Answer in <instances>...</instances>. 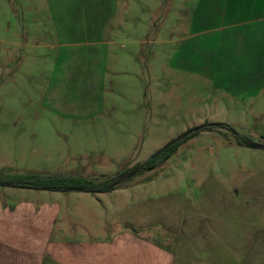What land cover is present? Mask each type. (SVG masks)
I'll return each instance as SVG.
<instances>
[{"label": "rangeland", "instance_id": "rangeland-1", "mask_svg": "<svg viewBox=\"0 0 264 264\" xmlns=\"http://www.w3.org/2000/svg\"><path fill=\"white\" fill-rule=\"evenodd\" d=\"M174 27L176 0H0V170L102 181L205 123L264 145V92L214 100L174 72ZM250 144L201 132L111 193L60 194V223L108 235L176 208L181 236L221 219L243 233L226 262L191 264H264V150Z\"/></svg>", "mask_w": 264, "mask_h": 264}, {"label": "crops", "instance_id": "crops-1", "mask_svg": "<svg viewBox=\"0 0 264 264\" xmlns=\"http://www.w3.org/2000/svg\"><path fill=\"white\" fill-rule=\"evenodd\" d=\"M173 30L179 37L172 41L170 67L208 82L214 100L245 103L264 92V0H176ZM0 174L25 175L11 169ZM60 194L68 193L0 187V264H191L202 253L226 262L229 242L243 235L239 223L233 235L221 219L200 232L190 226L181 236L176 208L162 220L140 219L133 229L97 235L82 227L75 235L60 223Z\"/></svg>", "mask_w": 264, "mask_h": 264}, {"label": "trees", "instance_id": "trees-1", "mask_svg": "<svg viewBox=\"0 0 264 264\" xmlns=\"http://www.w3.org/2000/svg\"><path fill=\"white\" fill-rule=\"evenodd\" d=\"M228 130L233 133L244 144H250L251 140L241 138L235 132V129L226 123H205L199 127L190 129V134L183 137L180 141L170 146L161 155L156 158H150L144 163L137 164L132 169L124 170L115 176L108 177L102 181H94L81 176H41L38 174L25 175H8L0 174V187H9L16 189H29L36 191H45L53 193H88V194H107L111 193L124 184L132 180L134 177L142 175L146 171L153 170L157 165L166 162L178 149L180 145L186 141L196 137L201 132L212 130ZM187 131V132H189ZM186 133V132H185Z\"/></svg>", "mask_w": 264, "mask_h": 264}, {"label": "water", "instance_id": "water-1", "mask_svg": "<svg viewBox=\"0 0 264 264\" xmlns=\"http://www.w3.org/2000/svg\"><path fill=\"white\" fill-rule=\"evenodd\" d=\"M189 134H190V131L184 133L183 137H187ZM181 139H182V137H178V138L174 139L173 141L168 143L165 147H163L161 150L156 152L152 158H156L157 156L161 155L165 150H167L170 146H172L173 144L177 143ZM248 147L253 148V149L264 150V145H261V144H250ZM124 227L127 228V229H133L134 228L133 225L129 224V223L125 224Z\"/></svg>", "mask_w": 264, "mask_h": 264}]
</instances>
